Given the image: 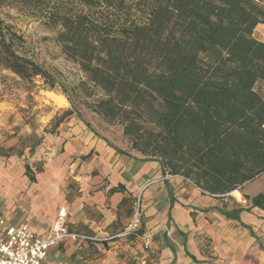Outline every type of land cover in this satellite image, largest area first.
Instances as JSON below:
<instances>
[{
	"label": "trees",
	"instance_id": "1",
	"mask_svg": "<svg viewBox=\"0 0 264 264\" xmlns=\"http://www.w3.org/2000/svg\"><path fill=\"white\" fill-rule=\"evenodd\" d=\"M22 17L55 32L81 79L67 85L29 52ZM259 25L264 0H0V69L29 92L42 86L68 99L51 133L73 115L113 147L93 114L119 125L130 149L167 174L225 194L264 173ZM25 173L35 180L30 164ZM251 207L264 208V194Z\"/></svg>",
	"mask_w": 264,
	"mask_h": 264
},
{
	"label": "crops",
	"instance_id": "2",
	"mask_svg": "<svg viewBox=\"0 0 264 264\" xmlns=\"http://www.w3.org/2000/svg\"><path fill=\"white\" fill-rule=\"evenodd\" d=\"M50 126L40 143L0 151V163L19 159L24 166L34 150L35 160H45L34 181L12 172L11 163L0 165V216L46 237L64 208L67 229L86 237L60 240L45 264H264V208L251 207V198L264 194V173L240 189L211 194L180 175L167 177L159 161L127 142L109 140L129 153L120 154L73 115L53 133ZM5 139L0 146L8 149L14 139ZM139 196L142 225L124 235ZM143 237L151 238L150 249Z\"/></svg>",
	"mask_w": 264,
	"mask_h": 264
},
{
	"label": "rangeland",
	"instance_id": "3",
	"mask_svg": "<svg viewBox=\"0 0 264 264\" xmlns=\"http://www.w3.org/2000/svg\"><path fill=\"white\" fill-rule=\"evenodd\" d=\"M17 24L26 37L29 52L38 61L55 73H59V77L67 85L76 83L81 79L82 75L78 67L64 57L60 47L55 42L56 34L54 31L38 21L25 17L17 18ZM255 36L264 41V25H259ZM36 83L38 85L41 84L39 80ZM256 89L264 94V82L258 83ZM47 91L50 90L40 86L29 92L26 90L25 84L14 74L0 69V141L5 138L14 139L13 144L8 149L0 146L2 153L7 150L9 152L12 150L20 151L25 149L26 145L30 146L29 144L40 143L41 140L38 135L42 134V131H45L46 127L50 125V129H52L57 119L63 117L66 109L71 107L69 101L66 104H62L60 101L53 100L48 96ZM84 115L86 117V113ZM87 116L88 119L92 120V127L101 137L110 140L118 146L125 145L126 140L119 125H108L93 114H87ZM34 151L36 152V150ZM35 152L31 153L30 158L27 159L30 163H27L26 160L24 166L23 160L19 161V159H15V163L6 159L0 165L5 164L8 167V163H11L12 172L16 171L17 168L18 171L25 172L26 164H30L35 172L40 169L44 171L45 160H35V157H37ZM1 172L2 170L0 169Z\"/></svg>",
	"mask_w": 264,
	"mask_h": 264
},
{
	"label": "built area",
	"instance_id": "4",
	"mask_svg": "<svg viewBox=\"0 0 264 264\" xmlns=\"http://www.w3.org/2000/svg\"><path fill=\"white\" fill-rule=\"evenodd\" d=\"M173 175L168 174L167 177ZM183 177V176H182ZM188 183L194 182L183 177ZM148 185V184H147ZM147 185L145 187H147ZM67 212L60 209L51 227V234L43 237L36 234L27 224H15L0 216V264H45L49 250L63 239H84V235L73 233L66 226ZM142 225V205L139 196L130 223L123 231L130 235ZM144 247L151 248V238L143 237ZM146 264V260L142 261Z\"/></svg>",
	"mask_w": 264,
	"mask_h": 264
},
{
	"label": "bare ground",
	"instance_id": "5",
	"mask_svg": "<svg viewBox=\"0 0 264 264\" xmlns=\"http://www.w3.org/2000/svg\"><path fill=\"white\" fill-rule=\"evenodd\" d=\"M47 94L49 97H51L55 101H60V103H62V104L68 103L67 98L61 93H56L54 91H47Z\"/></svg>",
	"mask_w": 264,
	"mask_h": 264
}]
</instances>
